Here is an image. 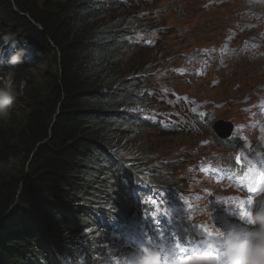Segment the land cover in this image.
<instances>
[{
    "label": "trees",
    "instance_id": "obj_1",
    "mask_svg": "<svg viewBox=\"0 0 264 264\" xmlns=\"http://www.w3.org/2000/svg\"><path fill=\"white\" fill-rule=\"evenodd\" d=\"M107 11L102 3L89 0H0V23L24 30V41L31 45L36 41L40 64L46 67L22 73L31 75L25 81L22 113L17 116L12 110L10 119L0 121V224L4 225L0 245L25 243L21 225L26 218L21 209H43L57 218L44 200L52 199V206L58 207L67 197L90 191L87 179L106 160L95 140L113 139L120 128L118 119L100 117L99 111L132 103L138 96L124 86L117 95L106 92L118 77L115 28ZM44 53L48 59L42 57ZM116 140L105 147L118 149L122 143L116 145ZM85 145L91 151L82 158L79 149ZM77 161L89 165L77 168ZM106 189L110 197L112 188ZM111 219L104 211L93 223L100 222V227ZM48 237L45 231L41 234L44 242ZM4 251L0 248V258ZM17 254L36 258L38 264H48V255H53L47 249L37 254L25 247Z\"/></svg>",
    "mask_w": 264,
    "mask_h": 264
},
{
    "label": "clouds",
    "instance_id": "obj_2",
    "mask_svg": "<svg viewBox=\"0 0 264 264\" xmlns=\"http://www.w3.org/2000/svg\"><path fill=\"white\" fill-rule=\"evenodd\" d=\"M89 1H92V3H102L104 8L110 11L107 20L110 21L115 28L116 49L113 54L115 66L117 68L116 77L120 73L119 67L117 66V55L121 54V52L125 55L135 51L149 53L151 52L150 48L158 45L157 38L150 34L152 30L157 28L153 26L154 20H152L149 10L154 8L159 0ZM24 34L25 31L21 30L19 27L4 26L0 23V121L10 119L12 110L15 111L17 116L22 113L21 103L28 86L25 81L31 80V75L29 73H22L25 70L37 71L40 68H42V70L46 69L45 66L40 64V53L37 49V42L33 41L31 45L30 42L24 41ZM178 35H181V32H178ZM150 44L152 45L150 46ZM200 56L201 54L197 56L194 55L192 61L199 60ZM261 56L256 54L248 57L264 61V55ZM42 57L48 59L47 53H44ZM222 69H225V66H223ZM122 86L130 88L127 90L136 92L138 96L134 97L132 103H126L119 107L99 111L98 114L100 117L118 119L120 121V128L113 139L105 140L101 137L95 140V146L98 152L105 155L106 160L102 162L101 165L95 166L94 172L91 173L92 178L87 179L86 186L90 191L85 193L80 191L77 197H67L63 202L58 203V207L52 206V199L44 200L48 207L57 212V218L52 219L43 209H21L26 218V222H23L21 225L22 231L26 232L24 234L25 238H22L25 243L17 240L15 242L7 241V243L0 245V248L5 250V255L0 258V264H38L36 258L26 259L25 257L23 258L24 260L20 258L17 254L20 247L31 248L32 253L37 254H41L47 249L50 251V254H53L51 256L48 255V264H65V260L59 261V254L62 256L65 254H74L71 259V264H79L78 245L80 241V248L86 247L84 251L87 255L85 260L88 259L91 253H94L96 258L98 250H100V252L106 250L100 253L103 255L102 259L106 260L109 258L112 264H120L118 258L121 254H131L135 252V249L132 248L121 250V248L109 247L110 244L107 242V233H120L118 236L120 238L123 235L121 231L118 232L112 229L113 226L111 227V222L105 225L103 224L102 227L105 228V232L103 228L93 223L95 217L98 216V214H103L104 211H107L109 216L113 210L112 206L114 205L115 207L125 194L128 196L132 192H142L139 189H134L132 186L133 181H127L128 175H126L127 170L124 165L125 161H127V157L134 159L139 158V156L135 153L128 156L125 147L112 150L105 146L115 139L118 140V137L124 131H128L131 133V136L137 135L139 138L138 144L141 148L146 141L143 135L147 137L154 135L156 130L160 133L164 132L159 129H148L144 125L146 121H151L155 111L165 112L167 110L166 102L165 104L158 103L160 99L157 94L158 89L162 87L168 89L173 97L180 98L183 102L186 97L155 77H152V72L149 71L135 74L133 77L124 80L118 79L117 77L116 82L108 87L106 92H117L115 94L117 95L118 92H122L120 91ZM260 93L261 94L256 95V97H258L257 101L264 104V89L260 90ZM191 103L197 104V102L194 101H191ZM16 106L19 107L16 108ZM244 112H246L245 109ZM145 114L150 115L151 118L145 119ZM216 115L217 114L213 115V117ZM220 121L226 122L232 120L220 118L217 115L214 124ZM163 136H168V139H172L175 136L199 138L201 140L208 139L203 136H181L177 133L174 134V132ZM117 140L116 145H118ZM196 147L197 146L190 149H195ZM214 149L219 150L217 147ZM79 151L82 158H86L88 156L87 153L91 151V146H81ZM210 153H212L211 150ZM173 155L167 156L169 159L168 166L162 163L158 166L156 160L151 158L152 155L145 153L144 157L146 159L143 160L141 167H145L146 165V169H148L150 173L154 172V174L156 169L162 171L168 169L167 172L170 173L172 165L171 157ZM157 161L160 163L161 159ZM138 162L141 163V161H137V163ZM88 165L89 163L83 161L76 162L77 168L87 167ZM103 178L105 179V184L102 181ZM156 180H158V178ZM160 180L162 179L160 178ZM69 183L77 185L76 182L72 180H69ZM106 186L112 188L113 192L110 197L107 196L108 192ZM164 186L165 185H157L159 189ZM257 191L261 193V195H259L255 201L248 203L247 211L249 215L244 217L243 224L223 229L218 227L214 228L211 244H207L205 248H200L203 250L192 255L182 253L179 262L182 261L181 264H264V187L257 189ZM229 193L230 191L226 192V194ZM150 194H152V192H150ZM86 208L89 209L88 213L85 212ZM195 218L198 219V222L203 221V217ZM209 218L211 219L212 217L210 216ZM90 220L93 221L88 222ZM79 223H85L83 228L78 227ZM87 223H89L88 226H86ZM110 227L113 231L108 230ZM50 229L53 230V232H51ZM2 231H4V225L0 224V234ZM44 231L49 234L46 242L41 238V234ZM55 234H57V237H55ZM145 234L146 231L143 230L141 237H145ZM101 237L102 241L99 243ZM113 239L115 241L117 238L115 237ZM39 241L40 243H38ZM46 244H51V248L45 247ZM96 246L99 247L98 250L95 249ZM217 246H219V248H217ZM108 254H111V256L107 257ZM63 257L68 259L66 256ZM182 257H188V259L182 260ZM74 259L76 260L73 262ZM87 261L88 262L84 264H88L89 260ZM128 264H164V257L161 251L142 246L140 251L129 258Z\"/></svg>",
    "mask_w": 264,
    "mask_h": 264
},
{
    "label": "rangeland",
    "instance_id": "obj_3",
    "mask_svg": "<svg viewBox=\"0 0 264 264\" xmlns=\"http://www.w3.org/2000/svg\"><path fill=\"white\" fill-rule=\"evenodd\" d=\"M261 4L262 0H159L156 6L149 10L154 20L153 26L157 28L150 34L157 38L158 45L150 48L149 53L135 51L125 55L121 52L117 55V66L120 70L118 79L131 78L145 71L152 72V77L186 97L180 111L194 101L208 111L207 114H217L220 118L245 125L249 131L251 146L252 142L255 143L260 151L261 132L253 125L257 118L254 120L251 115L243 112L242 108L249 106V95H259L260 90L264 89V61L238 53L237 45L242 40H259L262 41L261 47L264 49V32L259 21L254 18L256 14L262 12ZM243 26L244 32H242ZM178 32H181V35H178ZM212 48L224 49L222 61L225 69L217 71L210 69L203 59L195 63L192 61L194 55L197 56ZM257 51L260 50H254L256 53ZM258 53L262 55V52ZM217 115L209 121L202 119L200 124L197 122L196 129L204 138L209 129L208 125L213 126ZM130 134L124 131L118 137L117 141L123 145L120 149L125 147L128 156L132 153L138 155L139 158H134L137 161L145 160V153L151 154V158L156 160V163H159L157 161L159 159L162 163L169 162L168 155L194 148L201 141L199 138L178 136L168 139V136H163L156 130L154 135L148 137L143 135L146 141L140 148L137 135ZM211 144V140H207L205 149H211L220 174L228 176L225 162L233 148L224 147L222 150H217L212 148ZM246 147L247 143L245 149ZM223 170L226 172H222ZM262 177L264 173L256 180L248 201L264 184ZM219 190L220 188L214 187L210 202ZM259 195L261 193H258ZM231 202L230 205L234 203L233 200ZM240 205L241 203L232 208L239 214ZM190 209L191 212L195 210L194 207ZM188 215H181V220ZM218 216H221V213H214L209 222H206L212 232L216 227L221 228L220 221L216 220ZM223 218L229 223V227L234 226L231 218L228 216ZM194 222H198V219L192 216V219L187 221V229ZM182 224L180 221V227L169 236L172 237L175 233L176 236L183 235L182 231L184 232L186 228H183ZM187 237H190L189 231ZM108 242L114 244L115 241L112 237ZM168 262L171 261L166 260L165 257L164 264Z\"/></svg>",
    "mask_w": 264,
    "mask_h": 264
},
{
    "label": "bare ground",
    "instance_id": "obj_4",
    "mask_svg": "<svg viewBox=\"0 0 264 264\" xmlns=\"http://www.w3.org/2000/svg\"><path fill=\"white\" fill-rule=\"evenodd\" d=\"M258 115H259V112L257 113V119H258ZM199 120L200 121H198V123L200 124L201 123V121H202V118L200 117L199 118ZM214 125V124H213ZM208 127H209V129H212V126H209L208 125ZM263 127H264V124H263ZM123 145L122 144H119V147H118V149H120L121 147H122ZM226 147V146H225ZM141 162L143 163V159H141ZM162 162H160V163H156L158 166H159V164H161ZM168 163L169 162H166V163H162V164H164L165 166L167 165L168 166ZM226 169H228V166L226 167ZM168 171V169L166 170L165 169V171L164 172H167ZM159 181V180H158ZM145 183V186L147 187V186H149V183L148 182H144ZM154 189H156L155 187H154ZM160 196H158L157 198H159ZM230 203H232L231 201H230ZM153 204V202L150 204V206H149V208L151 207V205ZM219 207V209H221V206H218ZM148 208V209H149ZM146 217H148V215H146ZM128 226H129V224H127ZM127 225H125V224H119V226H118V229L119 230H121V229H126V228H128V226ZM201 226H205V225H203V224H198V222H194V223H191L190 224V226H189V232H190V237L188 238V242L190 243V244H196L197 243V241H198V239H199V236L203 233V228L201 227ZM146 229H148V227H145ZM136 230V231H135ZM134 231H132L130 234H128V239H131V238H133V239H143L144 237H141L140 235H139V231L140 230H142L141 228H140V226L139 227H137L136 229H135ZM105 231V230H104ZM176 231V230H175ZM127 232L128 231H126V234H127ZM100 233V232H99ZM104 233V232H103ZM113 233L114 232H112V235H113ZM121 233L122 234H124L123 232H122V230H121ZM149 236V234L146 236V237H148ZM176 236V233L175 234H173L172 235V237H175ZM85 237V236H84ZM103 237V236H102ZM102 237H101V239L99 240V243L102 241ZM171 237V238H172ZM108 242V241H107ZM110 244V243H109ZM80 246H81V241L79 242V245H78V248H79V250H78V254H79V259H78V262H79V264H84L85 262H88L87 260H89V263L88 264H92V263H96V264H112L111 263V261H110V259L109 258H107L106 260H103L102 259V256L103 255H101L100 254V250H98L99 249V247L98 246H96L95 247V249L96 250H98V255L96 256V258H95V254L94 253H91L90 254V256H88V259H86L85 260V257L87 256L86 255V252H84L85 250H86V247H83V248H80ZM193 252L190 254V255H192V254H194V253H196V251L197 250H199V251H201V249L200 248H197V247H195L194 248V250L193 249H191ZM189 255V256H190ZM108 256H111V254H108L107 255V257ZM59 257V261H62V260H65V264H71V260H69V259H65L63 256H58ZM166 257V260H167V256H165ZM165 257H164V259H165ZM94 259V260H93Z\"/></svg>",
    "mask_w": 264,
    "mask_h": 264
},
{
    "label": "snow or ice",
    "instance_id": "obj_5",
    "mask_svg": "<svg viewBox=\"0 0 264 264\" xmlns=\"http://www.w3.org/2000/svg\"><path fill=\"white\" fill-rule=\"evenodd\" d=\"M264 178V177H262ZM252 201L249 200L247 201V203H251ZM247 215H249L248 211L246 210V206L244 203H241L240 205V216L242 218L246 217ZM203 228V231L207 234V236L209 237V242L207 244H211L212 243V236L214 235V233L209 230L206 226H201ZM178 248H180V245H177ZM181 251H183V249L181 248ZM188 257H182V260H187Z\"/></svg>",
    "mask_w": 264,
    "mask_h": 264
},
{
    "label": "flooded vegetation",
    "instance_id": "obj_6",
    "mask_svg": "<svg viewBox=\"0 0 264 264\" xmlns=\"http://www.w3.org/2000/svg\"><path fill=\"white\" fill-rule=\"evenodd\" d=\"M252 146L255 148L256 152H259V150L256 148V144L252 142Z\"/></svg>",
    "mask_w": 264,
    "mask_h": 264
}]
</instances>
